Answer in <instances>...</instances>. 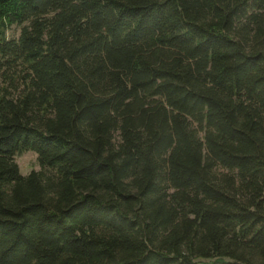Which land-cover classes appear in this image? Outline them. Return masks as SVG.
<instances>
[{
	"label": "trees",
	"instance_id": "16d2710c",
	"mask_svg": "<svg viewBox=\"0 0 264 264\" xmlns=\"http://www.w3.org/2000/svg\"><path fill=\"white\" fill-rule=\"evenodd\" d=\"M13 24L0 264H264V0H0Z\"/></svg>",
	"mask_w": 264,
	"mask_h": 264
},
{
	"label": "rangeland",
	"instance_id": "374dc122",
	"mask_svg": "<svg viewBox=\"0 0 264 264\" xmlns=\"http://www.w3.org/2000/svg\"><path fill=\"white\" fill-rule=\"evenodd\" d=\"M21 25L13 24L11 26L2 27L0 31L3 30L8 38L17 37L20 31ZM14 161L17 163L18 170L22 175L28 174L31 170H39L41 166L37 160V155L34 151L27 150L18 153L14 156Z\"/></svg>",
	"mask_w": 264,
	"mask_h": 264
}]
</instances>
